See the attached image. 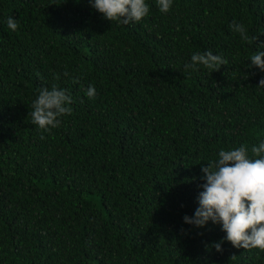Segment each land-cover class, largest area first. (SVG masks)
Instances as JSON below:
<instances>
[{"label": "trees", "instance_id": "1", "mask_svg": "<svg viewBox=\"0 0 264 264\" xmlns=\"http://www.w3.org/2000/svg\"><path fill=\"white\" fill-rule=\"evenodd\" d=\"M146 2L124 25L89 0H0V264H264L258 249L210 247L220 225L183 221L202 166L264 142V72L250 60L264 0H173L167 14ZM208 50L228 63L185 71ZM53 85L72 114L44 132L29 112Z\"/></svg>", "mask_w": 264, "mask_h": 264}, {"label": "clouds", "instance_id": "2", "mask_svg": "<svg viewBox=\"0 0 264 264\" xmlns=\"http://www.w3.org/2000/svg\"><path fill=\"white\" fill-rule=\"evenodd\" d=\"M156 2L163 14H167L173 5V0ZM89 3L106 20L124 25L140 22L150 11L146 0H89ZM7 26L13 32L20 27L12 17H9ZM230 28L239 33L243 41L256 40V37H249L243 24L233 21ZM250 60L252 66L264 72V51L252 55ZM227 63L226 59L210 50L195 52L191 63L185 65V71L203 65L216 72ZM258 87H264V78L259 81ZM37 91L38 96L31 104L29 116L33 125L48 132L60 126L62 116L72 114V97L56 85L50 90L43 87ZM86 95L90 99L95 98V87L89 85ZM250 152L251 155L247 144L230 150L221 149L217 159L202 166L201 179L204 183L197 198L199 206L192 217H183L185 224L197 229L205 228L209 222L221 226L225 237L210 246L217 252H222L221 245L225 241L234 248L264 252V142L253 145ZM234 258L232 256L231 259Z\"/></svg>", "mask_w": 264, "mask_h": 264}]
</instances>
